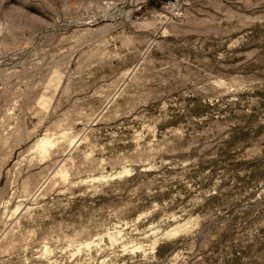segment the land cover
<instances>
[{"label": "rangeland", "instance_id": "374dc122", "mask_svg": "<svg viewBox=\"0 0 264 264\" xmlns=\"http://www.w3.org/2000/svg\"><path fill=\"white\" fill-rule=\"evenodd\" d=\"M0 264H264V0H0Z\"/></svg>", "mask_w": 264, "mask_h": 264}]
</instances>
